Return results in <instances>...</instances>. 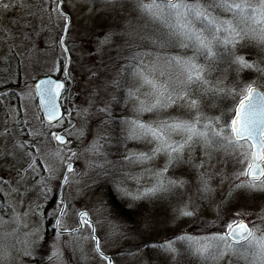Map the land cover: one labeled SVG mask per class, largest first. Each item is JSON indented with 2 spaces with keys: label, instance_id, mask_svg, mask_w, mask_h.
<instances>
[{
  "label": "snow or ice",
  "instance_id": "obj_1",
  "mask_svg": "<svg viewBox=\"0 0 264 264\" xmlns=\"http://www.w3.org/2000/svg\"><path fill=\"white\" fill-rule=\"evenodd\" d=\"M96 2L72 0L70 7L92 14L98 11ZM66 3L0 0V50L7 49L0 53V59L9 61L14 54L19 55L22 46L27 50L31 37L20 27L28 24L22 19L24 15L39 12L51 17L55 13L56 21L62 22L67 32L72 16L63 7ZM101 4L110 15L121 17L109 25L101 40V44H115L120 52L127 53L121 57L124 63L116 76L108 79L90 70V77L96 81L90 85L93 91L84 105L66 112L57 104V97L65 90L64 80L46 77L33 86L26 85L21 96L31 97L35 88L47 115V121L37 116V125L29 126L28 119L21 123L15 106L5 110L0 162L14 169L15 176L8 181L0 176V192L8 189L4 192L7 199L0 200V264H23L22 256L38 258L34 264L41 260L44 264H77L73 259L77 252L86 264L89 240L106 264H115L102 248L98 226L104 222L110 225L103 239L134 236L139 229L135 224L125 226L113 220L114 209L107 201L97 197L99 221L82 207L77 212L80 223L74 228L63 226L68 213L64 198L51 211L44 207L53 191L52 181L58 182L61 191L75 183L77 191L87 195L88 188L97 184L95 180L84 184L93 170L108 177L115 193L132 204L165 200L173 205L170 223L176 232L160 245H134L135 251L127 254L140 256L139 264H156L146 251L153 247L176 253L172 264H182L188 256L198 257L201 264H264V210L258 214L241 210L233 217L221 202L216 219L210 222L219 225V230L206 223L189 229L182 227L183 219L198 213L191 195L186 201L179 199L180 191L192 185L190 178H194L201 199L208 198L215 191L214 177H221V182L227 178L228 165H239L228 189L232 198L245 200L257 192L264 193V91L255 80L244 79L252 70L257 79L264 75V0H101ZM9 9L20 12L14 21L16 28L3 23V14ZM60 43L66 47L63 40ZM52 70L59 69L54 66ZM128 77L136 83L129 86ZM109 85L124 88L126 94L110 93V99L105 100L99 93L107 92ZM129 101H133L132 115H112L114 103ZM152 113L156 114L153 118H145ZM93 115L103 116L96 128L92 127ZM57 118L59 130L46 131ZM81 119L83 123H78ZM64 120L68 121L67 128L63 127ZM73 139L81 141L79 149L69 146ZM129 141L147 147L129 148ZM109 148L115 151L110 153ZM220 149L223 158L214 163V151ZM161 157L163 164H158ZM19 164L23 166L16 167ZM29 174L34 180L31 184ZM37 189L39 197L28 199ZM251 215L258 223L250 226ZM37 216L39 219H34ZM49 216L55 221L56 235L48 245L49 254L40 257L38 249L46 240ZM141 220L144 225L153 222L152 210L146 205ZM7 223L16 227L4 229ZM85 224L91 226L89 233L74 235ZM22 226L28 230L21 238ZM65 234L72 239H63ZM164 264L170 262L165 260Z\"/></svg>",
  "mask_w": 264,
  "mask_h": 264
},
{
  "label": "rangeland",
  "instance_id": "obj_2",
  "mask_svg": "<svg viewBox=\"0 0 264 264\" xmlns=\"http://www.w3.org/2000/svg\"><path fill=\"white\" fill-rule=\"evenodd\" d=\"M72 0H67V3L63 5L65 11H69L72 20L68 26V31L64 32L62 28V22L56 21L55 13L49 17L46 13L41 16L39 12H36L34 16L24 15L22 19L28 21V24H21L25 31L29 33L31 41L27 45V50L22 46L19 49V55H13L11 57V64L15 62L14 69H11L10 74L13 77V81H16L18 74H20V79L17 82L15 92L13 97H9V101L5 106L0 103V127H3L5 120V110L9 106H15L19 112V118L21 123L24 119L30 120V125H37V116L40 120H43L42 114L39 109V105L35 98L34 90L32 91V96L27 95L21 96V93L25 91V86H33V81L35 77H38L42 73L49 72L55 66L59 70L57 71L59 75H63L60 67L63 66L66 58V48L61 46L60 41L62 40V35H64V44L67 46L69 53L72 57L73 67L72 75L74 80L73 87V97H72V108L73 110L78 105H84L88 97V94L93 91L91 84H95L96 81L90 77L89 71L96 70L99 72L101 77H106L108 79L114 78L116 76L117 70L120 65L124 63L121 57L126 56L127 53H122L117 48L115 44L106 45L101 44V40L105 31L108 29L109 25L116 24L120 21L121 17L117 15H110L102 7L101 0H97L96 8L98 11L89 14L86 10L80 12L78 8L73 9L70 7ZM54 6V4L52 5ZM33 11H35L33 9ZM5 16L3 23L16 28L17 25L14 23L17 16L20 15L18 9H9ZM135 15V13H133ZM115 39V37L113 38ZM35 47H32V45ZM99 49V50H98ZM7 51V49H6ZM243 51V49H242ZM53 71V70H52ZM55 73V71H54ZM245 80H255L257 85L264 90V75L259 76L257 79V74L254 70L249 71L245 76ZM129 86L136 83L131 77H129ZM103 83V81H101ZM110 93H115L117 95V88L112 85L108 86V91H101L99 95L105 100L110 99ZM132 104L133 101H129L121 109V115H132ZM230 106V104L228 105ZM3 107V108H2ZM26 109V112H25ZM114 117H117V104H113ZM95 112V106L93 109ZM170 114L165 112L164 115ZM155 113L145 114L146 119H151L155 116ZM73 118L75 117V112L73 111ZM103 116H92V127L96 128ZM115 122V121H114ZM11 123V121H10ZM78 123H83V120H79ZM59 123H57L58 125ZM56 125L52 124L50 128H46V131H50ZM123 127V125H121ZM27 133L25 138H27ZM69 139H72L71 134H69ZM2 142V141H0ZM73 147L79 149L81 144L80 140L73 139ZM129 148H146L147 145L141 144L139 142H128ZM107 151L114 152L115 149H106ZM123 150V149H121ZM223 150L214 151V163L216 159L223 158ZM115 157H113L114 159ZM164 158L161 157L158 164H163ZM81 167H84V161H80ZM22 164L16 165V167H22ZM239 167V165H228L227 166V178L223 179L221 182V177H214L213 185L215 191L205 199H201V194L196 190L197 185L194 178L191 186H186L179 193V199L181 201H186L188 196L191 195L194 210L197 211L198 215L191 218H184L182 222V227L189 229H198L203 224H207L209 228H218L216 224L210 223L212 220L216 219L217 206L223 203V207L229 211V214L234 217V214L244 210L246 213H260L264 210V193L257 192L250 195L245 200H238L232 198L228 193L230 182L233 179L232 173ZM171 174V173H170ZM0 176L3 177L4 181H8L15 176V171L10 170L4 166L3 162H0ZM36 180L39 176L35 177ZM95 180L97 184L95 186L89 187L87 195L82 194L77 191V185L72 183L64 187L62 191V197L65 198L68 204V213L63 220V226L68 228H74L80 220L78 219L77 212L82 208L86 207L93 216V219L101 220V217L96 213V200L97 197L107 201V206L114 209L113 220L125 225L131 226L135 224L139 229L134 236H125L117 239H103V237L109 231L110 225L107 222L98 226V233L102 236V248H104L115 260V264H139L141 259L140 256L132 257L128 255V251H135L134 245L143 246L148 245H160L166 239H171L173 234L176 232V228L170 223V216L172 214L173 205L165 200H146L139 202L137 204H132L128 198H120V196L115 193L114 189L110 187L109 178L105 177L103 174H97L95 170L92 171L89 177L84 178V184H91V181ZM34 180L29 174L28 183H33ZM57 181H52L53 191L49 194L50 198L47 204L44 205L45 209L51 211L54 209L59 200L57 199L60 189L57 187ZM7 188L4 192H7ZM4 192H0V200L7 199ZM39 197L38 189L35 190L28 199L35 200ZM176 197H173L175 200ZM43 204V199H40ZM131 205V206H130ZM152 210L153 222L149 225H144L141 220V212L144 206ZM25 207H27V201L25 202ZM34 219H39V217H34ZM50 222V223H48ZM47 227H46V240L42 242L41 247L38 249L40 257H46L50 248L48 245L51 244L54 239L56 232L54 231L55 221L51 216L48 217ZM248 222L251 226L252 223H258L257 217L251 215L248 217ZM31 226V225H29ZM14 223H7L3 225L4 229L15 228ZM90 225L85 224L80 233L74 234L78 236H86L90 231ZM28 228L21 227L20 236L23 237V232H26ZM126 231L125 229H122ZM63 239H72L71 236L65 234ZM45 246V247H44ZM178 248L181 245H176ZM44 247V248H43ZM94 243L89 240L86 243V249L88 251L89 259L86 264H106V261L101 258L97 253L93 251ZM19 248V245H17ZM42 250V252H41ZM151 254V259L156 262V264H164L165 260H168L172 264V257L177 255L176 253H164L159 248H149L146 250ZM23 264H34V261L38 258H29L26 256L21 257ZM190 258V259H189ZM196 256H189L187 259L182 261V264H200L198 260H195ZM73 259L77 261V264H85V262L80 260L79 252L73 255ZM198 259V258H197ZM40 264H44L41 260ZM243 264V261L240 262Z\"/></svg>",
  "mask_w": 264,
  "mask_h": 264
},
{
  "label": "flooded vegetation",
  "instance_id": "obj_3",
  "mask_svg": "<svg viewBox=\"0 0 264 264\" xmlns=\"http://www.w3.org/2000/svg\"><path fill=\"white\" fill-rule=\"evenodd\" d=\"M62 40L64 41V35H62ZM66 48V58L64 61V64L62 67H60L63 75H59V73L57 71H52L50 70L49 72L46 73H42L41 75H39L38 77L34 78V81L43 76V75H52L55 78H62L65 81V90H62L60 97V102L62 104V112H66L68 110H73V108L71 107L72 105V97H73V87H74V80H73V76L72 75V67H73V62H72V57L69 53V50L67 49V46L64 47ZM2 52H6V49L0 50V53ZM15 67V62H13L11 64V59L9 61H3L2 59H0V93H3V96H0V103L2 104V106L8 103V99L9 97H13V94H17L18 91L15 92V88L17 85L18 80L21 78L20 74H18L17 76V80L13 81V77L10 74L11 69H14ZM115 77V76H114ZM34 81H33V85H34ZM115 87V86H114ZM34 90V94H35V89ZM35 98H36V94H35ZM37 100V98H36ZM38 103V100H37ZM3 108V107H2ZM57 123H59L57 125ZM56 126L54 128L51 129V132H55L59 130V125H60V120L57 119L54 123ZM63 127L67 128L68 127V121L64 120L63 121ZM70 147H73V143L71 145H69ZM64 189V188H63ZM63 191V190H62ZM62 191L60 189V193L57 196V199L60 200L61 198H63L62 195ZM65 199V198H64Z\"/></svg>",
  "mask_w": 264,
  "mask_h": 264
},
{
  "label": "water",
  "instance_id": "obj_4",
  "mask_svg": "<svg viewBox=\"0 0 264 264\" xmlns=\"http://www.w3.org/2000/svg\"><path fill=\"white\" fill-rule=\"evenodd\" d=\"M46 77H51L53 80H55V79H62V78H55L54 76L49 75V74H48V75H43V76L37 78V79L34 81V85L38 82L39 79H44V78H46ZM62 80H63V79H62ZM259 87H260V86H259ZM34 89H35V88H34ZM260 90H261V91H264L261 87H260ZM35 94H36V98H37V100H38V104H39V108H40V111H41V113H42V116H43V118L47 121V115L45 114V112H44V110H43L42 100H41V98L39 97V95L37 94L36 89H35ZM57 104L60 106V108H61V110H62V106H61V103H60V101H59V96L57 97Z\"/></svg>",
  "mask_w": 264,
  "mask_h": 264
},
{
  "label": "trees",
  "instance_id": "obj_5",
  "mask_svg": "<svg viewBox=\"0 0 264 264\" xmlns=\"http://www.w3.org/2000/svg\"><path fill=\"white\" fill-rule=\"evenodd\" d=\"M129 80V77H128V79H127V84H129L128 81ZM122 93H124V94H126V92H125V89L124 88H120V89H117V95L118 96H120ZM124 105L125 104H123V103H120V104H117V117H119V114L121 113V109L124 107ZM226 209V208H225ZM217 226H219V225H217ZM213 229H216V230H219V227L218 228H216V226H215V228L213 227ZM45 247V246H44ZM43 247V248H44ZM41 252H42V250H41ZM189 257V256H188ZM191 257V256H190ZM198 258V257H197ZM194 258L195 260H198V262L201 264V261H200V259L198 258ZM190 259V258H189ZM197 264V263H196Z\"/></svg>",
  "mask_w": 264,
  "mask_h": 264
}]
</instances>
